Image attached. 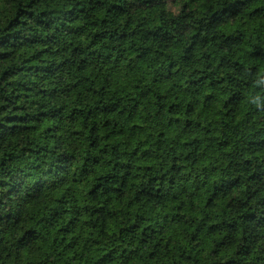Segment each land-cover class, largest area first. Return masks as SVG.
Masks as SVG:
<instances>
[{
	"label": "clouds",
	"instance_id": "1",
	"mask_svg": "<svg viewBox=\"0 0 264 264\" xmlns=\"http://www.w3.org/2000/svg\"><path fill=\"white\" fill-rule=\"evenodd\" d=\"M0 264H264V0H0Z\"/></svg>",
	"mask_w": 264,
	"mask_h": 264
}]
</instances>
